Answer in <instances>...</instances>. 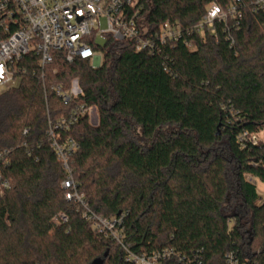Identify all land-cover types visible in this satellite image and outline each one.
Segmentation results:
<instances>
[{
	"label": "trees",
	"instance_id": "trees-1",
	"mask_svg": "<svg viewBox=\"0 0 264 264\" xmlns=\"http://www.w3.org/2000/svg\"><path fill=\"white\" fill-rule=\"evenodd\" d=\"M213 0H135L151 33L165 22L192 28ZM227 0H219L224 5ZM242 0L238 28L190 34L158 53L133 42L98 44L102 65L53 52L43 70L34 54L19 64L18 84L0 94V154L10 189L0 197V264H127L122 250L94 232L64 200L66 173L47 136L49 124L78 105L94 109L58 140L77 150L69 168L92 211L123 217L136 254L173 251L169 264H264V14ZM0 38H4L1 36ZM78 94L64 103L55 92ZM259 139V138H258ZM68 221L55 229L52 219ZM181 258L179 262L176 258Z\"/></svg>",
	"mask_w": 264,
	"mask_h": 264
},
{
	"label": "built area",
	"instance_id": "built-area-1",
	"mask_svg": "<svg viewBox=\"0 0 264 264\" xmlns=\"http://www.w3.org/2000/svg\"><path fill=\"white\" fill-rule=\"evenodd\" d=\"M135 0H0V94L18 84V64L28 55L34 54L43 70L53 63V52H63L67 63L75 59L88 60L94 68L102 65V56L97 55L98 40L113 38L117 41L133 42L136 52L158 53L167 44L182 41L191 49L190 34L207 32L216 35V24H234L238 28L242 19V0H227L224 5L213 0L205 7L201 20L192 28L182 29L179 24L165 22L154 32H149L140 16L141 8H134ZM254 11L264 14V0H252ZM102 22L103 25L102 26ZM56 95L64 102H70L79 92L74 84L69 91L55 88ZM94 109L78 105L67 119L56 125L49 124L47 136L56 161L62 166L66 178L61 183L64 200L71 202L92 230L112 240L124 253L127 264H169L174 261L173 251L164 249L152 255L136 254L126 241L123 231V217L104 218L90 209L83 193L73 178L69 159L77 150L72 139L59 141L58 130L67 131L78 118L88 115ZM249 139L257 145L255 135L242 134L240 142ZM0 154V197L10 189V180L4 177L6 158ZM68 221L65 213L52 219L55 229ZM183 262L181 258H176ZM187 264V263H183ZM224 264H244L233 252L224 257Z\"/></svg>",
	"mask_w": 264,
	"mask_h": 264
},
{
	"label": "rangeland",
	"instance_id": "rangeland-1",
	"mask_svg": "<svg viewBox=\"0 0 264 264\" xmlns=\"http://www.w3.org/2000/svg\"><path fill=\"white\" fill-rule=\"evenodd\" d=\"M102 26H104L103 22H102ZM103 42L104 41L102 39L98 40L99 44H102ZM96 54L101 55V52L96 51ZM91 121L93 123H96L95 113H92ZM258 138L260 141H264V131L261 132L260 134H258ZM251 181L254 183V185L256 187V190H257L258 195H259V201L263 202L264 201V183L261 182L260 180L256 179V178H251Z\"/></svg>",
	"mask_w": 264,
	"mask_h": 264
}]
</instances>
